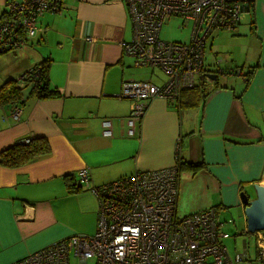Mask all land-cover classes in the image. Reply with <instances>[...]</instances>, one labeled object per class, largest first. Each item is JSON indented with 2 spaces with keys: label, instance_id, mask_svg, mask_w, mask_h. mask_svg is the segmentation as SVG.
Masks as SVG:
<instances>
[{
  "label": "crops",
  "instance_id": "crops-1",
  "mask_svg": "<svg viewBox=\"0 0 264 264\" xmlns=\"http://www.w3.org/2000/svg\"><path fill=\"white\" fill-rule=\"evenodd\" d=\"M242 7L247 15L232 29L208 35L214 57L203 68L219 67L220 76L197 77V88L181 91L176 102L147 100L132 133L131 102L116 95L121 81L163 79H152L154 66L136 65L122 53L120 41L131 38L122 0H64L58 11L37 17L38 31L26 43L0 53V85L49 57L48 87L58 91L37 98L24 86L19 102L0 105V151L32 137L48 146L20 164H0V264L69 234L92 233L93 189L169 166L176 149L180 160L201 163L178 172L176 213L243 209L240 191L250 195L253 183L264 184V0ZM236 67L240 74L232 72ZM67 183L78 189L69 191Z\"/></svg>",
  "mask_w": 264,
  "mask_h": 264
},
{
  "label": "built area",
  "instance_id": "built-area-1",
  "mask_svg": "<svg viewBox=\"0 0 264 264\" xmlns=\"http://www.w3.org/2000/svg\"><path fill=\"white\" fill-rule=\"evenodd\" d=\"M63 1L4 0L0 51L26 43L38 31L37 17L45 11H58ZM122 1L131 23V38L119 43L122 53L133 57L136 65L159 67L165 75L159 84L144 79L121 81L116 95L131 102L127 118L132 133L147 100H173L180 89L196 84L197 77L206 78L203 53L208 35L233 28L245 0ZM174 15L190 21L188 40L159 37L163 18ZM232 72L240 74L237 67ZM19 112L14 105L11 116L17 118ZM77 173L82 181L87 179L85 168ZM177 179L178 166L172 163L107 181L93 189L98 205L92 233L69 234L6 264H70L71 260L86 264L87 258L93 264H236L243 254H228L222 244L227 232L214 207L177 215ZM256 260L264 264L261 235Z\"/></svg>",
  "mask_w": 264,
  "mask_h": 264
},
{
  "label": "rangeland",
  "instance_id": "rangeland-1",
  "mask_svg": "<svg viewBox=\"0 0 264 264\" xmlns=\"http://www.w3.org/2000/svg\"><path fill=\"white\" fill-rule=\"evenodd\" d=\"M259 4V3H258ZM261 5V4H260ZM260 5L258 7H260ZM0 7L2 5L0 4ZM244 14L245 11H241V14ZM247 14H244L246 16ZM245 21V18L242 22ZM190 29V21H184V18L179 15L168 16L163 18L160 29H159V37L164 40H177V41H185L188 40V34ZM225 28H221L215 30L214 32L225 33ZM213 32V33H214ZM214 35V34H212ZM210 36V34H209ZM211 37V36H210ZM205 43L204 48V63L209 64L214 57L213 49L209 50V38ZM213 42V40H212ZM9 53V52H7ZM132 61L133 57L130 56ZM213 64V61H212ZM148 68V66H147ZM149 69V68H148ZM150 76L157 79L165 78L164 73L160 70L159 67L154 66L151 71ZM220 76L221 73H217ZM238 79H241L239 75H236ZM159 84V83H158ZM182 176V172L180 173ZM250 188V187H248ZM253 188V185H252ZM254 194L252 189L249 191ZM249 195V193H248ZM218 219L223 221L222 229L227 232V236L222 239V244L225 245V248L228 254L233 257L236 253L243 254V258L236 262V264H260L256 260V245H257V237L260 235L264 237V229H258L256 233L255 230L249 231L246 228L244 213L242 212V208L236 205L230 206H218ZM196 211V210H195ZM191 211L189 213L195 212ZM183 212L177 211V215H182ZM188 214V213H186ZM184 215V214H183ZM70 264H76L74 260H71ZM86 264H93L92 258L86 259Z\"/></svg>",
  "mask_w": 264,
  "mask_h": 264
},
{
  "label": "trees",
  "instance_id": "trees-1",
  "mask_svg": "<svg viewBox=\"0 0 264 264\" xmlns=\"http://www.w3.org/2000/svg\"><path fill=\"white\" fill-rule=\"evenodd\" d=\"M7 50H2L0 53H3ZM50 58H45L37 62L35 65L27 68L21 75L23 78L18 79H7L3 84L0 85V105L6 103H13L15 101L19 102L23 97V87L26 86V94H33L37 98H43L48 96H55L57 90H54L48 87V77L47 70L49 68ZM38 67V70L35 71V68ZM221 71H215L217 73H222ZM234 70V68H232ZM25 75V76H24ZM218 75V74H217ZM203 77V76H201ZM248 75H245V80L248 79ZM197 84H194L192 87L182 88L178 92V95L173 100H168L170 102H176L180 98V92L186 90H193L197 88ZM203 94V93H202ZM138 125V123H136ZM47 143L42 137H32L29 138L26 142H18L3 148L0 151V164L4 165H17L25 160L33 157L34 155L44 152L47 150ZM175 154L179 156V152L175 151ZM176 165L178 166V172L182 170L185 166L186 168L194 171L196 170L201 163L192 162V161H182L179 158L175 159ZM68 190L75 191L78 189V186L75 184H69Z\"/></svg>",
  "mask_w": 264,
  "mask_h": 264
},
{
  "label": "water",
  "instance_id": "water-1",
  "mask_svg": "<svg viewBox=\"0 0 264 264\" xmlns=\"http://www.w3.org/2000/svg\"><path fill=\"white\" fill-rule=\"evenodd\" d=\"M206 75L209 79H215L216 77L215 72H207ZM252 185L254 188V196L252 198L248 199L243 191L239 193V199L243 205L242 212L244 213L246 228L249 231L264 229V184L255 182Z\"/></svg>",
  "mask_w": 264,
  "mask_h": 264
},
{
  "label": "bare ground",
  "instance_id": "bare-ground-1",
  "mask_svg": "<svg viewBox=\"0 0 264 264\" xmlns=\"http://www.w3.org/2000/svg\"><path fill=\"white\" fill-rule=\"evenodd\" d=\"M206 71H205V75H206ZM216 73V72H215ZM204 78V77H203ZM206 78H207V75H206ZM176 158H179V156H177L176 154H174V160L176 159ZM176 163V162H175ZM176 198H177V192H176ZM217 214H218V212H217Z\"/></svg>",
  "mask_w": 264,
  "mask_h": 264
},
{
  "label": "flooded vegetation",
  "instance_id": "flooded-vegetation-1",
  "mask_svg": "<svg viewBox=\"0 0 264 264\" xmlns=\"http://www.w3.org/2000/svg\"><path fill=\"white\" fill-rule=\"evenodd\" d=\"M232 29V28H231ZM253 189V188H252ZM243 193L244 194H246L244 191H243ZM247 195V197H248V199H250V198H252L254 195H253V193L251 194V195H248V194H246ZM245 218V217H244Z\"/></svg>",
  "mask_w": 264,
  "mask_h": 264
}]
</instances>
